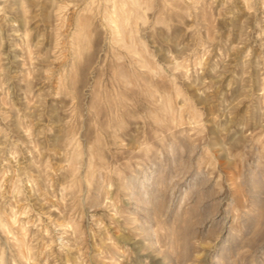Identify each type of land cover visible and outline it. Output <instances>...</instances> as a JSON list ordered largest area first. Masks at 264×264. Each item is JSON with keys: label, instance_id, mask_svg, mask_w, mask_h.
<instances>
[{"label": "rangeland", "instance_id": "374dc122", "mask_svg": "<svg viewBox=\"0 0 264 264\" xmlns=\"http://www.w3.org/2000/svg\"><path fill=\"white\" fill-rule=\"evenodd\" d=\"M121 1L0 0V264H264V0Z\"/></svg>", "mask_w": 264, "mask_h": 264}, {"label": "bare ground", "instance_id": "6f19581e", "mask_svg": "<svg viewBox=\"0 0 264 264\" xmlns=\"http://www.w3.org/2000/svg\"><path fill=\"white\" fill-rule=\"evenodd\" d=\"M125 1V0H124ZM129 1H131V0H128L127 2H129ZM114 2H115V0H114ZM121 2H123V0L121 1ZM131 2H133L134 4L135 3H138L139 1H137L136 2V0H133V1H131ZM126 3V2H125ZM125 3H121V6H120V4H119V6L121 7V9H120V12H122V14L124 13V14H126V13H128V10H129V8L127 7V5L125 4ZM139 4V3H138ZM137 4V5H138ZM140 5V4H139ZM114 6V5H113ZM132 6V5H131ZM115 10V9H114ZM137 11V10H136ZM129 12H130V10H129ZM134 12H135V10H134ZM114 15H112V16H110V23L112 24V26H113V30L114 31H117V32H121V30H122V27H121V22L122 21H126V23H127V19H123V18H119L118 16H117V13H116V11H115V13H113ZM119 15V14H118ZM120 16V15H119ZM126 16V15H125ZM127 16H129L128 14H127ZM118 17V18H117ZM132 17V16H131ZM105 18V17H104ZM121 19H123V20H121ZM129 19H130V17H129ZM131 20V19H130ZM130 22V21H129ZM125 23V22H124ZM126 23H125V26H126ZM122 24H123V22H122ZM112 30V29H111ZM120 34V33H119Z\"/></svg>", "mask_w": 264, "mask_h": 264}]
</instances>
